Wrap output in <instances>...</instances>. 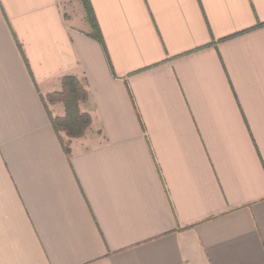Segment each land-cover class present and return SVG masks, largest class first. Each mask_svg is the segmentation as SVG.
<instances>
[{
    "label": "crops",
    "instance_id": "0c3cea01",
    "mask_svg": "<svg viewBox=\"0 0 264 264\" xmlns=\"http://www.w3.org/2000/svg\"><path fill=\"white\" fill-rule=\"evenodd\" d=\"M90 1L0 0V264H264V0Z\"/></svg>",
    "mask_w": 264,
    "mask_h": 264
},
{
    "label": "trees",
    "instance_id": "16d2710c",
    "mask_svg": "<svg viewBox=\"0 0 264 264\" xmlns=\"http://www.w3.org/2000/svg\"><path fill=\"white\" fill-rule=\"evenodd\" d=\"M87 15V21L92 28L91 37L99 41L103 47L105 43L101 34L92 4L90 0H81ZM263 26V25H259ZM89 95L85 85L76 77L68 76L63 79V90L59 93L48 95L43 98L47 108L51 124L55 129L65 153L70 156V141L79 139L86 135L92 124V118L89 114L81 111V104L88 101ZM62 103L66 114L64 117H53L48 105ZM64 133L67 141L62 137Z\"/></svg>",
    "mask_w": 264,
    "mask_h": 264
},
{
    "label": "rangeland",
    "instance_id": "374dc122",
    "mask_svg": "<svg viewBox=\"0 0 264 264\" xmlns=\"http://www.w3.org/2000/svg\"><path fill=\"white\" fill-rule=\"evenodd\" d=\"M66 139V138H65Z\"/></svg>",
    "mask_w": 264,
    "mask_h": 264
}]
</instances>
